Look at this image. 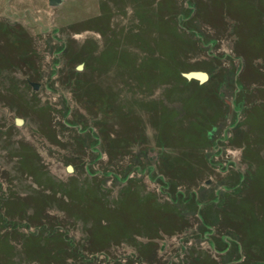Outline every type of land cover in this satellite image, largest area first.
<instances>
[{"label":"rangeland","instance_id":"obj_1","mask_svg":"<svg viewBox=\"0 0 264 264\" xmlns=\"http://www.w3.org/2000/svg\"><path fill=\"white\" fill-rule=\"evenodd\" d=\"M0 264H264V0H0Z\"/></svg>","mask_w":264,"mask_h":264},{"label":"water","instance_id":"obj_2","mask_svg":"<svg viewBox=\"0 0 264 264\" xmlns=\"http://www.w3.org/2000/svg\"><path fill=\"white\" fill-rule=\"evenodd\" d=\"M62 2L63 0H47V4L49 6H59L62 4ZM77 68H80V65H78ZM183 76L186 77L187 79H192V78L197 79L201 83L206 81L208 78V74L205 71H201V70H190V71L184 72ZM29 83L33 89H37L39 87L37 82L30 81ZM15 122L17 124H21L22 119L15 118ZM67 169L72 170V166L68 165Z\"/></svg>","mask_w":264,"mask_h":264}]
</instances>
